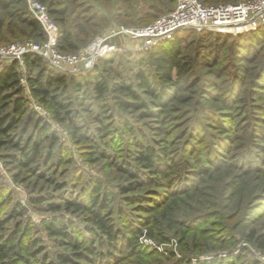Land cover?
<instances>
[{
    "label": "rangeland",
    "instance_id": "374dc122",
    "mask_svg": "<svg viewBox=\"0 0 264 264\" xmlns=\"http://www.w3.org/2000/svg\"><path fill=\"white\" fill-rule=\"evenodd\" d=\"M56 1L66 12L67 29L77 47L70 54L88 52L96 40L120 25L132 27L108 16L107 24L91 22L99 28L88 38L86 33L93 31H85L87 26H82L79 17H91L98 2ZM160 1L163 4H157V11H150L154 18L173 10V0ZM202 1L218 5L247 0ZM82 5L94 8L81 15ZM25 11L27 15L24 5L0 9V19L17 29L15 39L9 37L6 43L41 42V35L20 22ZM257 29L248 31L252 34L190 30L173 34L181 43L190 88L180 94L179 103L173 104V112L161 123L141 120L137 113L116 108L112 102L106 106L112 120H98L101 103L93 96L75 100L77 126L69 121L58 123L49 113L34 112L29 96L37 100L23 88L28 113L41 117L51 133L43 138L33 171L18 167L13 149H0V203L10 197L12 205L23 207L24 217L33 226L32 237L52 261L59 253L72 252L66 242L49 237L41 226L43 220L60 214L74 223V236L87 239L86 243L81 239L80 252L85 253L83 248L93 242V249L103 254L74 264H197L216 256L229 264H264V250L255 241H264V33ZM104 44L127 50L139 42L115 37ZM135 49L112 52L116 56L112 64L97 61L94 65L109 82L117 81V75L131 80L138 61L145 59L144 50ZM6 64L0 60V70ZM20 74L25 77L23 68ZM77 94L72 99L80 97ZM108 124L111 135L98 137V130ZM25 127L26 118L14 133ZM135 141L166 149L167 162L156 174L141 170L131 157L137 149L132 146ZM127 165L139 170L141 177L131 179L124 170ZM92 181L100 183L101 194L107 197L116 230L127 234L125 227L130 228L127 236L138 243L135 252H125L121 246L112 251L104 238L86 233L81 214L63 210L66 201L79 197ZM129 186L133 190L123 194L122 189ZM51 205L60 211H51ZM0 215L6 216L7 209Z\"/></svg>",
    "mask_w": 264,
    "mask_h": 264
},
{
    "label": "trees",
    "instance_id": "16d2710c",
    "mask_svg": "<svg viewBox=\"0 0 264 264\" xmlns=\"http://www.w3.org/2000/svg\"><path fill=\"white\" fill-rule=\"evenodd\" d=\"M40 1L46 5L51 18L58 25V50L61 53L75 51L77 47L73 43L72 34L66 25V12L58 7L56 0ZM94 1L98 2L95 9H92L94 6H79L82 7L81 15L87 14L90 9L94 10L91 17H79L82 26H87L85 31H93L89 34L84 32L88 38L93 36L99 28L96 25H90L91 22L105 23L108 16L110 19L112 18V21H122L123 24L132 27L147 25L162 16L154 18L150 13L151 10L157 11V4H163L160 0ZM173 4L175 6V0H173ZM13 5H24L27 8L25 0H0V9H8ZM24 14L26 17L20 15V22L32 32L41 35L40 41H42L44 34L40 25L28 8L27 15L26 11ZM16 31L14 23H5L3 19H0V46L12 44L6 43V41L9 37L15 39ZM256 31L264 33V25ZM135 54L139 53H130V55ZM144 54L145 59L138 61L139 68L132 74L131 80L124 75H117L119 77L117 81L109 82L102 76L98 66L94 64L91 69L78 74H63L50 69L46 62L34 53L23 56V69L30 95L49 113L50 118L58 123L69 121L72 125H76L79 115L75 110V100L88 99L91 96L96 102L101 103L97 115L98 120L103 117H106L107 122L112 120L113 117L109 115V110L106 108L108 102H112L116 108L137 113L141 120L161 123L173 112L171 111L174 109L173 104L179 103L180 94L188 88L189 69L182 60L181 43L176 36L170 41H161L144 50ZM115 58L116 56L111 53L98 58L96 62L109 65L114 62ZM115 72L117 71L115 70ZM20 76V67L17 61L9 62L0 70V149L5 147L13 149L16 154L12 155V158L16 159L15 163L18 167L33 171L31 166L40 157L43 138L51 131L50 126L41 117L35 113H28L26 99L22 94L24 87L19 81ZM74 93L81 95L72 99ZM24 118H26V127L20 133H14ZM30 126H32V130L26 136ZM109 128L111 129L112 125L101 127L97 132L98 137H103L107 132L111 135ZM123 129L128 130V126L124 124ZM70 136L73 139V135ZM132 146L137 149L131 157L141 170L156 174L167 162L165 148L157 149L144 141H135ZM92 148L95 150L94 152H97L95 146ZM124 170L131 179L141 177L139 176L140 171L134 170L132 166H124ZM122 190L125 194V192L133 190V186ZM12 203L10 197L6 198L4 203H0V214H2V210L7 209L6 216L0 215V264H74V261L88 258L90 255L102 257V253L93 249V242L83 248L86 254L80 252L79 245H83L81 239L84 240V243L87 239L82 236L80 238L78 235L74 236V223L67 217L57 214L43 220L41 226L49 237L66 242L72 252L69 255L59 253L54 261L50 260L49 256L39 247V241L32 237L33 226L31 221L24 217L23 207L18 203L15 205ZM49 208L55 213L60 211L59 207L54 205ZM63 210L70 214L75 212L81 214L85 220L86 233L92 237L97 234L104 238V244L112 251L116 252L120 246L122 249L125 247V252L136 251L138 243L135 237L127 236V234L130 235L128 233L130 228L125 227L127 234L116 230L108 212L107 197L105 194H101L100 183L92 181L86 185L81 189L79 197L66 201ZM255 241L258 243V247L264 250V241ZM103 257L107 258L106 254ZM229 263L226 258L220 256L197 262V264ZM247 263L259 264L256 261Z\"/></svg>",
    "mask_w": 264,
    "mask_h": 264
},
{
    "label": "built area",
    "instance_id": "2783aa9c",
    "mask_svg": "<svg viewBox=\"0 0 264 264\" xmlns=\"http://www.w3.org/2000/svg\"><path fill=\"white\" fill-rule=\"evenodd\" d=\"M27 8L38 22L44 34L40 42L26 41L0 46V60L9 63L17 61L24 67L23 56L34 53L41 57L50 69L63 74H78L89 70L98 58L107 53L118 51L147 50L166 40L178 31L219 32L241 34L264 25V0H247L228 4L209 5L200 0H175L174 9L153 22L140 27L123 25L112 29L88 52L73 54L58 50L59 28L51 18L45 4L40 0H25ZM115 37H123L139 44L129 49L104 44ZM21 86L29 91L25 77L19 79ZM31 109L41 115L48 112L37 101L31 100Z\"/></svg>",
    "mask_w": 264,
    "mask_h": 264
},
{
    "label": "crops",
    "instance_id": "0c3cea01",
    "mask_svg": "<svg viewBox=\"0 0 264 264\" xmlns=\"http://www.w3.org/2000/svg\"><path fill=\"white\" fill-rule=\"evenodd\" d=\"M8 64V63H7Z\"/></svg>",
    "mask_w": 264,
    "mask_h": 264
}]
</instances>
